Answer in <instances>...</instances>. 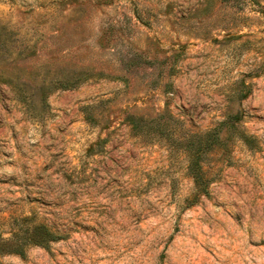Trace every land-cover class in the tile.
Listing matches in <instances>:
<instances>
[{"label": "rangeland", "instance_id": "obj_1", "mask_svg": "<svg viewBox=\"0 0 264 264\" xmlns=\"http://www.w3.org/2000/svg\"><path fill=\"white\" fill-rule=\"evenodd\" d=\"M0 264H264V0H0Z\"/></svg>", "mask_w": 264, "mask_h": 264}, {"label": "trees", "instance_id": "obj_2", "mask_svg": "<svg viewBox=\"0 0 264 264\" xmlns=\"http://www.w3.org/2000/svg\"><path fill=\"white\" fill-rule=\"evenodd\" d=\"M51 236V235H50ZM52 237V236H51Z\"/></svg>", "mask_w": 264, "mask_h": 264}]
</instances>
